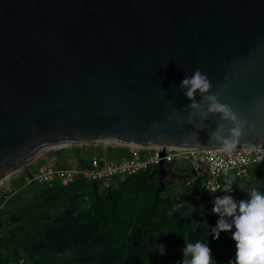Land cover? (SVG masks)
Instances as JSON below:
<instances>
[{"label":"water","instance_id":"water-1","mask_svg":"<svg viewBox=\"0 0 264 264\" xmlns=\"http://www.w3.org/2000/svg\"><path fill=\"white\" fill-rule=\"evenodd\" d=\"M197 69L236 147L264 145V0H0V183L90 142L222 148L180 88Z\"/></svg>","mask_w":264,"mask_h":264},{"label":"trees","instance_id":"trees-1","mask_svg":"<svg viewBox=\"0 0 264 264\" xmlns=\"http://www.w3.org/2000/svg\"><path fill=\"white\" fill-rule=\"evenodd\" d=\"M68 148L55 150L48 160L30 169L46 161L64 166L73 156ZM86 150L79 153L75 148L76 161L86 162L93 149ZM113 151L109 147L105 152L111 155ZM173 164L165 162L163 170L154 166L113 179L108 187L83 178L68 184H22L9 199H0V206L4 203L0 208V264H178L185 242L208 244L212 264L234 261L231 232H221L219 239H213L211 228L219 219L211 212L213 201L225 194L228 178L236 200L248 199L252 190L264 194V164L251 167L242 182L232 174L222 177L217 195L203 189V178L194 179L198 195L189 209L178 208L172 195L162 189V182H183L193 174L192 166L174 170ZM241 183L244 193L239 191ZM177 200L184 202L182 197ZM159 245H164L163 255Z\"/></svg>","mask_w":264,"mask_h":264},{"label":"built area","instance_id":"built-area-1","mask_svg":"<svg viewBox=\"0 0 264 264\" xmlns=\"http://www.w3.org/2000/svg\"><path fill=\"white\" fill-rule=\"evenodd\" d=\"M79 145L93 149L87 154L88 159L85 163H79L74 156H69L64 166H54L51 161L40 164L33 170L29 166V171L24 170L23 175L26 184L53 181L68 184L83 178L87 181H99L103 186L108 187L113 179L136 175L151 167L159 166L161 161L188 160L196 173L195 179L203 178V189L211 195H217L223 186L222 177L232 174L242 182L248 177L251 167L259 168L264 164V145L236 147L231 153L223 151L222 148L123 147L109 142ZM68 147L71 146L57 149ZM109 147L114 149L111 155L105 152ZM212 189H216L217 192H212ZM239 191L240 193L246 191L242 183L239 185ZM85 199H88V195Z\"/></svg>","mask_w":264,"mask_h":264},{"label":"clouds","instance_id":"clouds-1","mask_svg":"<svg viewBox=\"0 0 264 264\" xmlns=\"http://www.w3.org/2000/svg\"><path fill=\"white\" fill-rule=\"evenodd\" d=\"M180 88L185 90L184 95L191 101L187 107L194 110L196 116L207 120L210 114H220L222 121L232 125L227 136L224 135L223 123L218 124L214 132L208 133L211 141L218 142L223 151L231 153L242 137L247 121L241 119L230 105L221 103L216 95L209 94L211 82L199 69L190 77L182 79ZM197 91L202 97L200 101L195 99ZM211 191L217 192L216 189ZM232 192L233 182L228 178L223 187L225 194L215 197L211 209L212 213L219 216L216 225L211 228L213 239H219L221 232H231L235 241V257L228 264H264V194L252 190L248 199L236 200L231 195ZM159 249L163 255L164 245H159ZM182 253L183 260L178 264H212L213 261L208 244L185 242Z\"/></svg>","mask_w":264,"mask_h":264},{"label":"rangeland","instance_id":"rangeland-1","mask_svg":"<svg viewBox=\"0 0 264 264\" xmlns=\"http://www.w3.org/2000/svg\"><path fill=\"white\" fill-rule=\"evenodd\" d=\"M75 148H77V152L81 153L82 150H85V146L83 145H76L75 147H69L68 152H70L73 156H77V152L75 151ZM87 148V147H86ZM54 151L50 152L48 157H40L36 159L31 165L35 166L42 160H48L49 156L53 153ZM72 157V156H71ZM191 167V162L188 160H176L174 161L173 164V169L178 170L183 169V168H190ZM24 170H20L17 173L12 174L8 178L4 179L0 183V199H9L10 195L17 190L22 184H26V180L24 178ZM194 176L193 174H190L189 177L183 181V182H175L173 180H167L165 182V193L170 195V192L172 193V198L176 201L177 207L182 209L183 207H187L188 209L192 207L193 201L196 199L198 192L193 188V181H194ZM179 197H182L183 201H178L177 199ZM4 206V203L1 204L0 208Z\"/></svg>","mask_w":264,"mask_h":264},{"label":"flooded vegetation","instance_id":"flooded-vegetation-1","mask_svg":"<svg viewBox=\"0 0 264 264\" xmlns=\"http://www.w3.org/2000/svg\"><path fill=\"white\" fill-rule=\"evenodd\" d=\"M193 174H195V175H196V173H195L194 169H193ZM194 178H195V176H194ZM170 194H172V193L170 192Z\"/></svg>","mask_w":264,"mask_h":264},{"label":"bare ground","instance_id":"bare-ground-1","mask_svg":"<svg viewBox=\"0 0 264 264\" xmlns=\"http://www.w3.org/2000/svg\"><path fill=\"white\" fill-rule=\"evenodd\" d=\"M184 148H189V147H184Z\"/></svg>","mask_w":264,"mask_h":264},{"label":"crops","instance_id":"crops-1","mask_svg":"<svg viewBox=\"0 0 264 264\" xmlns=\"http://www.w3.org/2000/svg\"><path fill=\"white\" fill-rule=\"evenodd\" d=\"M47 162V161H46Z\"/></svg>","mask_w":264,"mask_h":264}]
</instances>
